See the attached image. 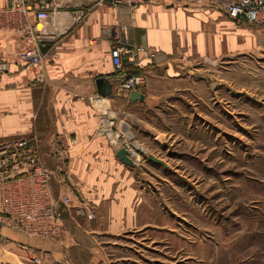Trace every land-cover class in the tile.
I'll return each instance as SVG.
<instances>
[{"label":"crops","instance_id":"1","mask_svg":"<svg viewBox=\"0 0 264 264\" xmlns=\"http://www.w3.org/2000/svg\"><path fill=\"white\" fill-rule=\"evenodd\" d=\"M39 1L55 9L49 21H36L34 11L25 18L13 11L0 22V63L7 67L0 71V145L33 136L41 142V158L53 165L50 150L59 137L68 149V180L55 178L51 188L54 197L68 195L70 207L63 208L65 230L59 240L0 227V264H34L32 255L40 264H201L205 258L213 264L215 256H204L203 248L213 251L215 246L204 243L199 231L218 235V224L207 217L163 216L138 169L121 161L97 134L90 99L101 95L96 80L102 77L112 84L105 97L115 109L156 108L165 96L192 87L195 72L204 66L264 50V27L236 24L218 8L191 0H150L134 7L93 6L95 0H25L33 8ZM11 6L12 0H0V7ZM88 6L77 19V11ZM25 22L45 27L36 42L44 56L41 80L36 68L18 58L34 45ZM118 24L128 26L134 44L154 47L157 57L135 64L123 58L122 67H115L109 28ZM134 71L147 76L138 89L142 101L129 100V91L119 86L121 75ZM158 134L161 139L167 135ZM148 166L155 164L149 161Z\"/></svg>","mask_w":264,"mask_h":264},{"label":"rangeland","instance_id":"2","mask_svg":"<svg viewBox=\"0 0 264 264\" xmlns=\"http://www.w3.org/2000/svg\"><path fill=\"white\" fill-rule=\"evenodd\" d=\"M195 73L192 87L165 96L153 109L118 110L105 99L117 120L128 121L140 147L138 164L128 166L154 190L163 216L218 224V235L198 233L216 247L203 248L204 256H215L213 264H264V50ZM152 152L169 162L162 159L164 169L149 159Z\"/></svg>","mask_w":264,"mask_h":264},{"label":"built area","instance_id":"3","mask_svg":"<svg viewBox=\"0 0 264 264\" xmlns=\"http://www.w3.org/2000/svg\"><path fill=\"white\" fill-rule=\"evenodd\" d=\"M146 1L150 0H95L93 6L125 5L134 7ZM152 1L174 2L180 0ZM194 1L218 8L236 24L247 23L264 27V0ZM90 7L77 11V19L84 16ZM13 11H17L22 18H25L28 12L34 11L36 21L42 22L49 21L53 13L56 12L46 1H39L37 6L33 8L25 0H12L10 8L0 7V22L3 18L13 15ZM43 29H45L43 25H29L25 22L26 36L34 42V45L18 55L20 60L26 61L37 69L38 80L43 77L39 67L44 56L36 42L40 39V32ZM109 32L112 35L109 52L115 67H122L123 58L129 63L135 64L139 58L154 60L157 57L156 49L134 44L130 40L127 25H112ZM6 69V65L0 63V71ZM119 80V86L122 89L138 91L146 84L147 76L142 72L131 75L125 73L121 75ZM104 99L107 97L98 94L90 99V103L97 112V134L105 136L112 147L125 149L132 163L137 165L139 159H135L129 152L131 149L129 138L132 137L138 145L131 132L130 124L126 119L117 120L111 114L113 111L108 100L107 104L102 103ZM50 154L55 162L54 168L49 167L41 158V142L33 136L10 139L0 145V226L28 236L55 240L61 238L65 230L61 222L62 212L63 208L70 207V199L68 195L62 194L56 200L51 188V180L55 174H58L60 183H65L68 180L66 166L68 149L59 137H55L54 142H52ZM87 217L92 218V214L88 213ZM30 258L34 264H40L39 257L32 255Z\"/></svg>","mask_w":264,"mask_h":264},{"label":"water","instance_id":"4","mask_svg":"<svg viewBox=\"0 0 264 264\" xmlns=\"http://www.w3.org/2000/svg\"><path fill=\"white\" fill-rule=\"evenodd\" d=\"M96 85L98 88V92L101 93V95H109V92H111L112 84L109 80L105 78H98L96 80ZM144 98V95L139 93L137 90H131L128 92V99L131 101H142ZM117 156L120 160H122L127 165H132L131 160L127 157L126 151L124 149H119L116 152ZM149 159L153 160L154 162H157L161 164L162 166L166 167V163L161 161L159 158H156L155 156L148 154Z\"/></svg>","mask_w":264,"mask_h":264},{"label":"bare ground","instance_id":"5","mask_svg":"<svg viewBox=\"0 0 264 264\" xmlns=\"http://www.w3.org/2000/svg\"><path fill=\"white\" fill-rule=\"evenodd\" d=\"M33 44H34V42H33ZM103 101V102H102ZM101 102L102 103H105L106 104V102H105V99L104 100H102ZM129 140H130V143H129V147L131 148L130 150H129V152L131 153V156H133V157H135V159H137L138 160V151H136V150H138L139 149V147H138V145L136 144V142L135 141H133V138L131 137V138H129ZM121 149H123V148H121ZM131 159V158H130ZM161 161H163L162 159H160ZM132 161V160H131ZM164 162V161H163ZM164 163H166V162H164ZM135 164V163H134ZM136 165V164H135ZM166 165H167V163H166ZM0 227H2V226H0ZM7 228V227H6ZM13 231V230H12ZM16 232V231H15ZM19 233V232H18ZM22 234V233H21ZM23 235H25V234H23ZM28 236V235H27Z\"/></svg>","mask_w":264,"mask_h":264},{"label":"trees","instance_id":"6","mask_svg":"<svg viewBox=\"0 0 264 264\" xmlns=\"http://www.w3.org/2000/svg\"><path fill=\"white\" fill-rule=\"evenodd\" d=\"M140 72L139 71H134L133 73H128V75H131V74H139Z\"/></svg>","mask_w":264,"mask_h":264}]
</instances>
